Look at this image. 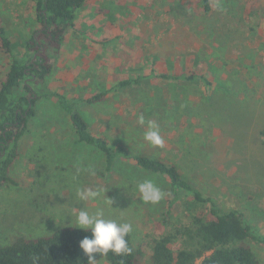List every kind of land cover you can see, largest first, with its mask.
Listing matches in <instances>:
<instances>
[{
    "label": "rangeland",
    "instance_id": "374dc122",
    "mask_svg": "<svg viewBox=\"0 0 264 264\" xmlns=\"http://www.w3.org/2000/svg\"><path fill=\"white\" fill-rule=\"evenodd\" d=\"M202 1L87 0L76 13L61 51H48L56 60L52 73L33 86L41 97L10 169L17 184L0 186V247L72 227L73 208L102 209L105 219L131 225L137 264H153L155 239L190 222L184 209L191 193H181L170 209L167 179L130 162L108 170L100 151L78 141L53 93L69 99L93 133L175 163L206 197L238 209L252 231L264 235V0H212L209 13ZM0 21L22 56L39 28L34 0H0ZM11 63L0 52V81ZM183 72L207 81L160 77ZM152 73L157 78L150 84L96 104L82 100ZM148 121L159 125L163 146L144 140ZM145 180L164 193L158 203L140 198L138 184ZM83 188L103 193L79 201L75 193ZM245 245L264 264V246ZM173 247L182 248L181 242Z\"/></svg>",
    "mask_w": 264,
    "mask_h": 264
},
{
    "label": "trees",
    "instance_id": "16d2710c",
    "mask_svg": "<svg viewBox=\"0 0 264 264\" xmlns=\"http://www.w3.org/2000/svg\"><path fill=\"white\" fill-rule=\"evenodd\" d=\"M86 1L34 0L39 28L26 41L22 56L15 54L13 39L0 21V52L12 58L5 78L0 81V186L17 184L10 176V169L19 159L20 141L28 131L29 122L35 115V104L41 97L33 86L45 81L52 73L56 60L48 51H61L67 33L75 27L76 13ZM202 4L204 12L209 13L212 0H203ZM160 77L190 82L199 77L205 80L203 76L185 72ZM155 78V73L127 78L119 81L114 88L82 100L91 104L100 103L110 93L150 84ZM52 96L69 116L78 141L100 151L108 170H112L119 161L130 162L143 172L167 179L172 198L170 209L180 202L181 193L192 194L193 199L185 202L184 209L190 222L179 223L174 232L155 239L151 254L153 264H259L255 253L245 242L251 240L264 246V235L254 233L238 209L223 208L206 197L202 190L183 176L175 163L132 153L122 144L111 145L105 137L90 130L69 99L60 93H53ZM261 134L264 136V132ZM86 235L91 233L66 227L48 236L18 237L10 245L0 247V264H88V256L79 246ZM126 240L130 253L116 255L110 251L107 255L94 254L96 261L106 259L110 264H137L139 251L134 247L130 234ZM178 241L182 248L175 249L173 245Z\"/></svg>",
    "mask_w": 264,
    "mask_h": 264
},
{
    "label": "clouds",
    "instance_id": "9594fccd",
    "mask_svg": "<svg viewBox=\"0 0 264 264\" xmlns=\"http://www.w3.org/2000/svg\"><path fill=\"white\" fill-rule=\"evenodd\" d=\"M138 122L141 125L145 123L143 115L138 117ZM144 140L154 146H163L164 141L160 135L159 125L156 122L148 121ZM138 192L145 203L156 204L164 196V193L152 180H145L139 183ZM102 193L103 189L83 188L77 189L75 196L79 201H89L100 198ZM107 202L113 203L112 200ZM104 216L102 209L89 212L84 208H73L72 217L74 219L70 218V226L91 233L90 236L86 235L79 245L88 256V264H96V256L94 254L107 255L111 251L116 255H121L131 252L126 240L127 235L131 231V225L118 223L112 219H105Z\"/></svg>",
    "mask_w": 264,
    "mask_h": 264
}]
</instances>
